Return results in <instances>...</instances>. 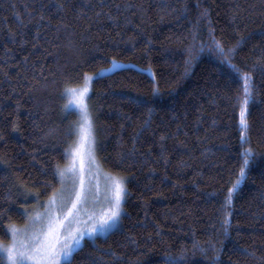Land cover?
<instances>
[{
	"label": "trees",
	"instance_id": "trees-1",
	"mask_svg": "<svg viewBox=\"0 0 264 264\" xmlns=\"http://www.w3.org/2000/svg\"><path fill=\"white\" fill-rule=\"evenodd\" d=\"M85 74L126 196L62 264H264V0H0L2 244L60 187Z\"/></svg>",
	"mask_w": 264,
	"mask_h": 264
},
{
	"label": "rangeland",
	"instance_id": "rangeland-1",
	"mask_svg": "<svg viewBox=\"0 0 264 264\" xmlns=\"http://www.w3.org/2000/svg\"><path fill=\"white\" fill-rule=\"evenodd\" d=\"M87 85V92L83 97V102L87 106V119H85V113L80 104L73 98V94L70 91L67 93L69 106L75 111L76 129L74 141L67 153V162L60 168V187L48 199L43 200V204L39 202V205L34 206L27 216L25 224L14 227L16 232L10 234L9 243L15 238L17 243L27 240L30 243L35 241L36 244H39L45 238L50 221H59L60 239L53 242L57 245L66 241L72 242V251L67 256L58 252L60 255L59 264L70 260L86 239L106 235L120 227L126 196L124 178L106 171L97 157V136L86 101L90 90V80ZM81 125L88 129V135L83 145V168H81V154L74 151L80 142ZM116 180L120 181L123 188L120 212L118 217L109 222Z\"/></svg>",
	"mask_w": 264,
	"mask_h": 264
},
{
	"label": "snow or ice",
	"instance_id": "snow-or-ice-1",
	"mask_svg": "<svg viewBox=\"0 0 264 264\" xmlns=\"http://www.w3.org/2000/svg\"><path fill=\"white\" fill-rule=\"evenodd\" d=\"M189 60L191 57L188 58ZM188 60H186V63ZM245 88H244V98L242 101V107H241V115H243V103H246L248 100V93H250L251 88L249 87L248 83V74H245ZM90 79V77L85 74L84 80L85 83L82 87L78 88H71L67 91H70L73 94V98L76 99V102L80 104L81 108L83 109L85 113V119H87L86 113H87V106L83 102V97L85 93L87 92V82ZM90 127V125H89ZM88 135V129L84 127V125L80 126V142L77 144L74 151L81 154V168H83V145L84 140ZM250 149L246 150L243 156V164L240 167V173L243 174L245 172V168L243 165H246L248 163V157L250 153ZM73 165V169H74ZM239 181V177L237 178V181L234 182L233 186L235 187V184ZM232 188H229V193L232 192ZM123 192V188L121 186V183L119 180L115 181V191H114V199L112 201V208L110 209L111 215L108 218V221L111 222L113 219L118 217L120 212V201H121V195ZM226 200L230 202L231 196L226 197ZM59 221H50L48 226V231L45 233V238L39 243L36 244L35 241H32L31 243L27 240L23 241L22 243H17L15 238L12 242L8 244H2L0 243V257L3 258L4 264H59L60 261V255L59 253H62L64 256H67L72 251L71 247V241H66L63 244L57 245L54 243V240H59V234H58V225ZM225 226H227L228 221L225 219L224 221ZM6 231H11L13 233L16 232V229L9 228L6 229ZM91 231V229H90ZM225 232H227V227H225ZM78 242V241H77ZM168 264H175L174 260H169Z\"/></svg>",
	"mask_w": 264,
	"mask_h": 264
}]
</instances>
